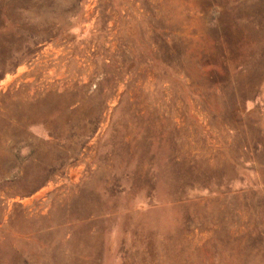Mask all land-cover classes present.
I'll return each instance as SVG.
<instances>
[{
  "label": "rangeland",
  "instance_id": "obj_1",
  "mask_svg": "<svg viewBox=\"0 0 264 264\" xmlns=\"http://www.w3.org/2000/svg\"><path fill=\"white\" fill-rule=\"evenodd\" d=\"M0 264H264V0H0Z\"/></svg>",
  "mask_w": 264,
  "mask_h": 264
}]
</instances>
